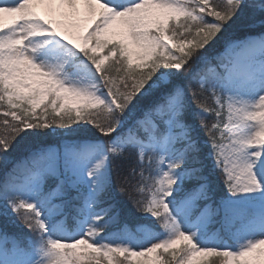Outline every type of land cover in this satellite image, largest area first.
Masks as SVG:
<instances>
[{"label":"snow or ice","instance_id":"1","mask_svg":"<svg viewBox=\"0 0 264 264\" xmlns=\"http://www.w3.org/2000/svg\"><path fill=\"white\" fill-rule=\"evenodd\" d=\"M0 126V264H264V0H0Z\"/></svg>","mask_w":264,"mask_h":264},{"label":"trees","instance_id":"2","mask_svg":"<svg viewBox=\"0 0 264 264\" xmlns=\"http://www.w3.org/2000/svg\"><path fill=\"white\" fill-rule=\"evenodd\" d=\"M210 2H216V0H210ZM209 19H211L209 17ZM244 35H246V30L243 29L242 27H239V26H234L232 29H229L228 32L226 33H223L221 34V36L219 37V40H220V43L216 45V51L220 52L221 48L223 47V41L229 37H233V38H236V37H243ZM111 63V62H109ZM209 103H211V101H209ZM39 111V110H38ZM91 111H95V110H91ZM192 123H194L196 126H197V132H198V137H199V140L201 141V143H203L204 141H206L208 139V137L206 136L204 130L202 128L199 127V121L198 120H193L191 121ZM93 131H95V129H93ZM0 134H3V127L0 126ZM97 137L99 139H107V138H104V137H99V133L96 134ZM135 164V160H132L130 162H125L124 163V168L125 170H127L128 167L132 166ZM115 172H116V168L113 167V175H114V179H115ZM3 178V174L2 172H0V179ZM215 195H216V199L218 200L219 197L221 195H223V188L222 186H218L215 188ZM120 199L122 201H124L126 207H125V212L126 214L128 215H132V214H135V215H139V213H135V209L133 207V205L131 203L128 202V197L127 196H121ZM21 231L20 228H14L12 227L11 225H9L8 227V234L11 236L13 234H19ZM25 234H27L26 230H24ZM137 236H139V233H137ZM134 261L138 258H132ZM170 259V257H169Z\"/></svg>","mask_w":264,"mask_h":264},{"label":"rangeland","instance_id":"3","mask_svg":"<svg viewBox=\"0 0 264 264\" xmlns=\"http://www.w3.org/2000/svg\"><path fill=\"white\" fill-rule=\"evenodd\" d=\"M224 50V49H223ZM227 55V53L225 54ZM219 227V225L216 227V229ZM210 233L214 234L215 233V230H212V228L210 229Z\"/></svg>","mask_w":264,"mask_h":264}]
</instances>
